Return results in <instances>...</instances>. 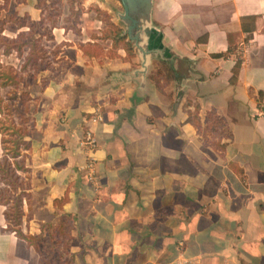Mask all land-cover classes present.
I'll return each mask as SVG.
<instances>
[{
    "label": "crops",
    "instance_id": "1",
    "mask_svg": "<svg viewBox=\"0 0 264 264\" xmlns=\"http://www.w3.org/2000/svg\"><path fill=\"white\" fill-rule=\"evenodd\" d=\"M36 1H19L17 17L38 23ZM152 4L161 55H150L145 75L134 45L127 58L122 45L99 39L103 14L125 31L122 6H74L78 34L63 29L72 6H59L53 40H42L51 64L19 88L33 98L34 125L29 172H18L26 194L18 232L38 236L40 225L75 216L65 264H264V117L256 113L264 0ZM246 18H254L251 34L242 30ZM163 68L171 77L157 76L160 88L153 76ZM208 112L231 132L224 152L211 146ZM5 209L0 264H38L34 248L8 229Z\"/></svg>",
    "mask_w": 264,
    "mask_h": 264
},
{
    "label": "trees",
    "instance_id": "2",
    "mask_svg": "<svg viewBox=\"0 0 264 264\" xmlns=\"http://www.w3.org/2000/svg\"><path fill=\"white\" fill-rule=\"evenodd\" d=\"M0 10L7 12V15L3 17L0 22V58L1 56H10L15 54L18 59L22 60L19 71H14L12 67L8 66L3 68L0 61V87L13 89L9 93L7 106L8 110H12L14 119L16 121L9 120L8 126H6L5 132H8L9 138H4L1 134L3 130L0 128V145L2 149V158L0 159V181L6 187L5 194H0V205L6 207L9 205L10 192H14L16 196L15 201V219H13L15 226L18 227L21 224V206L23 197H25V188L21 182L18 172H29L27 168L28 156L25 153L30 149V143L26 140L30 135V131L34 125V119L32 117L34 108L32 105L33 98L27 91H20L19 88H27L31 86L37 78L40 71L48 68L49 55L48 51L43 47L42 40H53L52 30L58 27V19L62 16V10L58 6L57 0H37L35 8L40 11V20L38 26L43 29V34H39L37 38L34 36V27L27 14L22 18L27 19L28 23H23L20 18L17 17L15 12L9 14V5L11 0H1ZM108 25V29L105 30L99 39L111 40L112 46L116 47L122 45V48L126 52L127 58H133L134 47L128 40L127 36L123 34L122 29L108 22V16L103 14ZM81 11L79 8L75 9L74 6L69 9V15L64 18L65 24L63 26L64 31L71 30L74 33H80L78 25L80 24ZM13 23L15 29L20 32L16 34L14 38H8L3 36V29L7 23ZM242 24V30L248 33H252L254 30V18H246ZM27 28V31H21ZM57 47L52 51L51 55L55 52ZM230 52V50L228 51ZM241 59H237L235 67L232 71L231 82L236 80V75L241 66ZM2 68V69H1ZM28 73V74H27ZM25 74L27 76L25 77ZM166 76L170 78V72L168 69H160L156 75L153 76V80L158 85L157 76ZM167 83V82H165ZM158 87H160L158 85ZM161 88V87H160ZM257 106L264 100V94L258 93ZM7 100V99H6ZM3 98L0 97V106L3 102ZM198 106L194 105L193 119L197 118ZM0 113L1 107H0ZM205 130L211 132L214 137L211 141V146L219 152H224L227 144L222 143L223 139H230L231 132L228 129L226 122L217 116L214 112H208L206 117ZM1 123V120H0ZM198 127H200L198 125ZM10 132V133H9ZM65 199L58 200V203L62 204ZM5 209L4 218L9 222V213ZM76 218L70 214H63L55 224H43L41 226V234L38 236H23L18 230L16 231L17 237L24 239L27 245L32 246L39 256L38 264H47L42 261L41 248L38 243L41 240H46L49 250L56 251L63 248V251H67V241L71 240V231L75 225ZM9 230L11 228H8ZM54 249V250H53ZM62 257L58 258L56 264H65Z\"/></svg>",
    "mask_w": 264,
    "mask_h": 264
},
{
    "label": "rangeland",
    "instance_id": "3",
    "mask_svg": "<svg viewBox=\"0 0 264 264\" xmlns=\"http://www.w3.org/2000/svg\"><path fill=\"white\" fill-rule=\"evenodd\" d=\"M21 1V0H11V3L9 5V14H12V12H14L15 7L17 6V3ZM59 2L58 6H121L119 0H57ZM0 4H2L1 0H0ZM62 10V9H61ZM120 10V14L122 13V8H119ZM7 15V12H5L4 10H0V22L3 19L4 16ZM23 23H28L27 19L21 18L20 19ZM15 25L11 22V23H7L4 26L3 29V36H6L8 38H14L13 35L15 34ZM27 31V30H25ZM34 36L31 37L32 38H37L39 34H43V29L40 28L38 26V23L35 24L34 27ZM44 47V46H43ZM47 51L49 50L46 47H44ZM1 61V66L3 68H6L8 66L12 67L14 71H19L20 69V65L22 64V60L18 59L16 57L15 54H11L10 56H1L0 58ZM50 60H48V66H49ZM2 69V68H1ZM28 74V73H27ZM27 74H25V77L27 76ZM13 89L11 88H2L0 87V97L3 98V102L1 104V111L2 113H0V128L2 131V135L4 138H9L8 132H5V127L8 126L9 120L12 121H16L14 119V114L12 110H8L7 106L9 104V100H8V96L9 93L12 92ZM7 99V100H6ZM10 133V132H9ZM2 158V153H0V159ZM18 174V173H17ZM19 174H23L21 172H19ZM18 174V176L20 177V175ZM21 178V177H20ZM23 182V181H22ZM4 190H6V187L3 185H0V194H5ZM10 192V199H9V205L7 206V212L9 213L10 217H9V228L11 229H15L18 230L19 228H17L15 226V223L13 221V219H15V201H16V194L14 192H12L11 190H9ZM39 247L41 248V253H42V261L47 262V264H56L58 262V258L62 257V254L65 252L63 251V248L59 249L58 253H56V251H51L49 250L48 244L46 242V240H41L38 243ZM54 250V249H53Z\"/></svg>",
    "mask_w": 264,
    "mask_h": 264
},
{
    "label": "water",
    "instance_id": "4",
    "mask_svg": "<svg viewBox=\"0 0 264 264\" xmlns=\"http://www.w3.org/2000/svg\"><path fill=\"white\" fill-rule=\"evenodd\" d=\"M122 13L119 21L124 25V35L135 46L140 61L139 73L145 75L149 66L151 54H160V49L153 48L154 42L159 40V33L151 25L153 0H119Z\"/></svg>",
    "mask_w": 264,
    "mask_h": 264
},
{
    "label": "built area",
    "instance_id": "5",
    "mask_svg": "<svg viewBox=\"0 0 264 264\" xmlns=\"http://www.w3.org/2000/svg\"><path fill=\"white\" fill-rule=\"evenodd\" d=\"M257 116L259 117H264V100L259 104V106L257 107ZM84 141L86 142L87 145H89L90 147L94 146V140L92 139V137L90 136V134H87L84 138ZM180 247L182 246V243L179 244Z\"/></svg>",
    "mask_w": 264,
    "mask_h": 264
}]
</instances>
